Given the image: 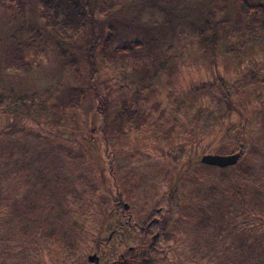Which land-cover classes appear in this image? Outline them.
Returning <instances> with one entry per match:
<instances>
[{"label": "rangeland", "instance_id": "1", "mask_svg": "<svg viewBox=\"0 0 264 264\" xmlns=\"http://www.w3.org/2000/svg\"><path fill=\"white\" fill-rule=\"evenodd\" d=\"M101 2L112 6L105 14ZM23 3V19L0 15V80L15 95L48 90L55 106L52 115L17 124L0 112V146L14 151L10 158L0 155V177L4 165L7 175L0 182V264H95L89 254L97 255L96 264H111L140 245L144 233L154 237L148 264H177L175 254L185 250L191 228L190 208L180 201L200 198L202 188L181 186L170 197L173 177L188 159L264 142V16H247L228 0H96L93 26L100 37L91 57H85L90 24L65 60L41 29V49L25 74L2 64L8 34L22 23H42L40 1ZM208 12L226 31L213 55L198 48L194 29ZM68 93L74 100L62 103ZM122 98L146 115L123 134L124 124L112 122ZM247 107H255L246 116L250 136L224 135L221 120L235 122ZM17 159L30 162V169L21 168L28 184L14 181ZM203 173H211L210 183L218 176L191 167L183 178L187 183Z\"/></svg>", "mask_w": 264, "mask_h": 264}, {"label": "trees", "instance_id": "2", "mask_svg": "<svg viewBox=\"0 0 264 264\" xmlns=\"http://www.w3.org/2000/svg\"><path fill=\"white\" fill-rule=\"evenodd\" d=\"M39 1L42 4L38 10L42 19L41 25L31 26L22 23L17 26L18 28L16 27L15 31L8 34L7 55L2 60L4 70L28 73L34 65L36 53L41 49V29L52 36L55 40L58 58L65 60L68 47L74 46L77 37L88 24L91 27L94 25L92 11L96 0H55L53 4L50 0ZM228 1L237 3L240 10L247 16L255 18L258 13L264 16V0ZM99 5L104 14L112 7L105 2H101ZM24 9L23 0H0V15H12V19L19 16L23 19ZM14 10L17 13L13 15ZM223 26L224 22L221 19H214L211 12L203 16L201 23L195 26L196 45L203 53L214 54L217 44L226 33V31L222 32ZM98 27L101 31L102 24ZM99 37L100 35L95 33L94 29L86 47L85 57L87 59L91 57L93 43H96ZM148 47H151L150 44ZM143 53L146 52L142 51ZM67 57L69 65H74L73 55L69 53ZM149 59L142 65L143 72L147 73L151 66ZM156 69L157 67L154 70ZM225 96L229 109L233 108L232 94L226 93ZM60 100L63 103L73 101L74 98L68 93ZM50 102L51 93L48 90H44L42 93L26 91L15 95V92L8 90L0 80V112L5 113L16 124L23 119L39 120L49 114H54L55 104ZM102 103L103 101L98 108L102 109L105 122L108 114L106 103L101 105ZM118 109L119 111L112 122L118 126L124 124L120 129L122 134L124 133L123 127H139L146 119V115L140 109L132 108L126 98L120 100ZM252 110H255V107H247L243 111L238 110L239 118L235 122L224 123L221 120L224 135L249 137L250 128L246 116ZM223 113L226 114L228 111ZM226 138L224 139L227 140ZM242 148H237L235 145L231 147L232 152H238L240 155L236 164L232 166L220 168L188 159V167L178 172L171 180L168 187L169 195L167 194L170 197L176 196L182 189L181 186L187 189L194 188L195 183L202 188L200 198L180 201L181 207L188 206L190 208L188 220L191 222V228L185 250L175 254L177 264H264V251L260 249V246L264 244V142L252 144L247 148L242 146ZM0 155L4 159L10 158L9 156H14V151H9V148L2 145L0 146ZM20 160L22 159H17L18 171L14 170L15 173L13 172L14 181L22 180L28 184L31 182L30 175L26 171H21V168L28 167L30 169L31 165L29 161L21 163ZM4 166L1 167L3 173L0 177L1 184L7 179ZM191 167H197V170L200 171L203 169L215 171L214 174L218 176L210 183L208 179L211 173L195 174L196 176H192V180L188 177L186 183L183 175ZM36 174H38V179L43 176L42 179L48 182L49 179L45 174L41 176L37 172ZM217 236L220 238V246L210 249L209 244ZM153 238L144 233L140 245L133 247L134 251L128 249L132 250L131 252L126 251L128 256L120 255L119 259L111 264L150 263V259L155 257Z\"/></svg>", "mask_w": 264, "mask_h": 264}, {"label": "water", "instance_id": "3", "mask_svg": "<svg viewBox=\"0 0 264 264\" xmlns=\"http://www.w3.org/2000/svg\"><path fill=\"white\" fill-rule=\"evenodd\" d=\"M239 156L238 152H231L227 154L206 153L200 156L199 162L201 164L223 168L236 164ZM86 259L89 263H97L98 261L96 254H89Z\"/></svg>", "mask_w": 264, "mask_h": 264}]
</instances>
